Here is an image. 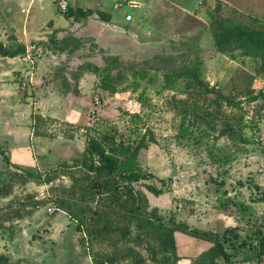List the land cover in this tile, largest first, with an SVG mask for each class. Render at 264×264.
<instances>
[{"label": "rangeland", "instance_id": "rangeland-1", "mask_svg": "<svg viewBox=\"0 0 264 264\" xmlns=\"http://www.w3.org/2000/svg\"><path fill=\"white\" fill-rule=\"evenodd\" d=\"M59 1L0 0V42L7 47L18 43L38 44L30 48L33 64L28 61L26 65L23 56L14 60L0 56V124H4L9 115L7 109H11L6 106L7 97H18L17 101L23 102L30 99L32 110L43 113L47 129L54 135L45 139L42 144L45 155L39 159L42 164L33 169L44 174L62 163L73 164L83 156L88 136L99 138L105 133L119 132L133 142H139L143 136L147 140L154 136L157 144L150 143L140 152L138 165L157 178L135 186L145 191L150 208H158L164 218L173 217L179 223L191 221L194 227L205 230L223 233L236 227L245 237L257 228L264 233V201L261 200L264 192V101L258 99L248 104L243 98L244 111L226 109L227 115L244 114L245 117L241 122L232 121L240 137L223 135L220 133L223 124L215 129L207 128L195 124L193 117L177 112L172 97H186L181 91L187 81L177 80L172 89H167L165 71L161 70L163 66L172 68L165 57H178L191 47L192 54L186 58V64H196L206 82L216 90L228 92L235 75L241 71L255 75L260 61L244 56L241 50L225 54L217 51L210 26L212 20L204 0H106V10L113 13L119 23L104 25L98 16L91 17L89 25H96L91 31L98 32L94 37L82 39L87 43L83 50L75 55H63L49 43L57 29L52 28L49 21L62 14L58 9ZM66 1L70 6L93 11H99L104 3L103 0ZM132 2L141 6L133 8ZM206 2L213 7L219 6L222 16L233 23L264 24V0ZM115 6L120 11H115ZM128 14L133 16L130 23L124 20ZM84 24H72L65 36L63 29H57L62 30L61 33L55 30L59 33L56 38L60 41L74 37L73 26L78 30ZM104 27L108 34L126 35L138 46L119 54L117 62H109L105 59L108 55L118 56H113L111 50L101 52L92 44L93 40L101 39ZM181 60L174 65L184 64ZM91 64L101 67V72L94 75L90 86L82 88L81 93L79 85L73 88L62 82L66 68L71 69L67 70L69 75L81 76L86 71L83 65ZM22 66L41 68L38 84H33L34 81L23 73L19 68ZM104 81L110 83L109 88ZM253 87L257 94L264 95V76H259ZM42 99L45 103H41ZM28 123L26 118L20 125L27 127ZM2 132L5 134L6 129ZM70 135L74 138L67 141ZM25 139L27 142V136ZM28 142V148L36 152L35 139ZM8 146L10 143L0 138V186L8 181L11 172L17 171L3 156L2 151L11 159ZM51 149L56 151L53 156L49 154ZM48 155L52 157L48 164L51 167L47 166ZM70 185L67 177L51 185L17 184L12 195L0 197V215H17V210L24 215L22 219L15 216L0 228V256L8 258L10 264L91 263L92 253L83 229L54 204L55 198ZM148 185L163 189V194L156 197L148 191ZM39 201H43L44 206L35 208L34 203ZM31 211L34 212L30 214ZM181 239L183 236L178 235L182 248ZM143 253L147 257V253ZM242 258L234 260L235 263L257 264L242 261ZM258 264H264V258Z\"/></svg>", "mask_w": 264, "mask_h": 264}, {"label": "trees", "instance_id": "trees-1", "mask_svg": "<svg viewBox=\"0 0 264 264\" xmlns=\"http://www.w3.org/2000/svg\"><path fill=\"white\" fill-rule=\"evenodd\" d=\"M207 14L212 20L211 31L214 45L218 52L228 53L241 50L244 56L260 61L257 73L252 75L241 71L232 79L231 89L228 92L216 90L201 75L199 67L186 64V58H190L192 48L187 47V52L180 53L178 57H165L172 64V68L162 67L165 71V83L167 89H172L177 80L185 79L186 87L182 90L185 98L172 97L174 108L184 117L191 116L195 124L215 129L217 125L223 124L220 132L230 137L241 135L235 133L232 121L241 122L245 115H227L228 108L243 110L245 103L251 104L260 99L264 101V95L256 93L254 82L259 76H264V24L244 25L233 23L224 18L219 6L213 7L203 1ZM204 7V6H203ZM65 19L74 22H83L98 16L102 22L108 23L111 17L100 11L84 10L69 5L68 11L62 13ZM89 24V23H88ZM96 29L91 24L80 32L81 38L94 37L91 31ZM59 32V31H58ZM57 31L53 32L49 40L61 53L74 55L81 48L84 49L83 40L76 42L75 38L67 37L58 41ZM101 39L92 41L101 52L113 51V56L105 59L109 62H117L119 54L128 52L137 47L136 43L126 35H112L101 31ZM76 42V43H75ZM67 50H69L67 52ZM28 50L25 44L18 43L7 47L0 42V56L5 58H16L25 56ZM185 63L174 65L178 60ZM84 64V63H83ZM86 72L99 75L101 67L97 65H83ZM93 66V67H92ZM83 68V67H82ZM123 81V79H120ZM105 82L109 88L110 83ZM104 87V86H103ZM214 96V97H213ZM34 118V134L36 136L51 137L47 129V120L40 115ZM125 134L119 132L105 133L96 138L88 136L85 140L84 153L81 158L76 159L73 164L62 163L49 172L41 173L33 168H22L11 163L6 153L2 151L5 161L12 164L17 171L10 173L7 182L0 186V197L12 195L17 184L26 186L36 183L39 186L51 185L61 177H67L71 181L68 189H63L62 195L55 198L54 204L59 211L69 216L70 219L79 224L86 236V244L91 250L92 261L90 264H179L177 234H184L193 238L203 240L212 246L198 257L192 259V264H236L234 260L250 263H259L264 258V233L261 228L251 231L248 236L239 233L238 228H228L223 233L197 228L187 223H179L175 218H164L158 208H150L149 198L145 191L136 188V184L157 178L152 173L145 171L138 165L140 152L147 148L150 143L157 144L154 136L148 140L143 136L139 142H133L125 138ZM71 139L74 138L70 135ZM235 138V137H234ZM164 183V180H159ZM149 192L156 197L163 194V189L156 186H146ZM261 200L264 201V192ZM43 201L35 202V208L44 206ZM17 215L4 213L0 215V228L16 216L22 219L20 210ZM34 211H31L32 214ZM125 243L122 247L121 244ZM111 249V252L108 249ZM147 253V257L143 252ZM8 258L0 256V262Z\"/></svg>", "mask_w": 264, "mask_h": 264}, {"label": "crops", "instance_id": "crops-1", "mask_svg": "<svg viewBox=\"0 0 264 264\" xmlns=\"http://www.w3.org/2000/svg\"><path fill=\"white\" fill-rule=\"evenodd\" d=\"M103 1H104L103 6H101L100 9H98V10L100 12L108 14V16L111 17L110 22H108V23L103 22V24L104 25H110L111 22L118 24L119 21L116 20L114 14L106 10V7H105L106 0H103ZM132 4L133 5H131V7H133V8H137L138 7L137 5L141 6V4H138L136 2H132ZM78 8H82V7H78ZM82 9L87 10L85 8H82ZM114 10L120 11L118 6H115ZM95 12H97V10ZM89 19L84 24L83 22H74L73 20L69 21V20L65 19L62 14H59L57 17H52V19L49 21V25L52 28L63 29L64 32L62 34H63V36H65L69 33L66 31V29L71 27L72 24L78 25V26L84 24V27H82L78 30L76 29L75 26H73V28L71 29L72 32H75V34H73L72 36H74L76 40H80V39L82 40L83 38H81L80 32L82 30H85V28L87 26H89V24H88ZM124 20H125V18H124ZM125 22H126V20H125ZM114 26H116V25H114ZM57 29H55V30H57ZM76 30L79 32H77ZM61 32H62V30L59 31V33H61ZM59 33H57V35ZM112 35H121V34L115 33ZM65 38H67V37H65ZM65 38H63V39H65ZM79 42H81V41H79ZM25 45L27 47L28 54L23 56L22 60H24V61L26 60L25 61L26 65H28V61H29V63L33 64V61L31 60L32 54H31L30 48H34L38 44L31 42L29 44L26 43ZM85 45H87V43H85ZM81 50H83V48H81L79 51H81ZM68 51L69 50H67V52ZM79 51H76V53ZM62 54L63 55L66 54L67 56H69V54L66 52H64ZM79 56L80 55H78L77 57H79ZM17 58L18 57L7 58V59L14 60ZM19 68H21V70L23 71V73H25L27 75V77H30V80L32 82L34 81L33 84H35V85L38 84V80H39L38 74L42 71L41 68H36V66L35 67L34 66L33 67H27V68H23V66H22ZM65 70L66 71L64 74L66 77H63L62 82L64 84H67V86L73 87V88L77 87V85H79L80 93H81V89L85 88V86H87V87L90 86L91 79L95 78L94 77L95 74L92 72H89L90 74H87L86 71H84L83 72L84 75L73 76V75H69V72H68L71 69L66 68ZM91 74H93V75H91ZM51 84H53V82ZM17 99H19V98L17 97ZM17 99L14 96H10V97H7V99L5 101L6 106L10 107L11 109H7V110H9V115L6 116V121L4 122V124L3 125L0 124V138L1 139L3 138L6 140V142L10 143V146H8L9 147L8 150L11 152V159H12L11 163L18 165L19 167H22V168H37V167L39 168L42 164L39 159L45 155V149L42 147L45 144V139L46 138H52V137H54V135L51 137L36 136L34 134V118H33V116L40 115L42 118H44L43 113L38 112V111L35 112L32 110V108H31L32 102H31V105L28 103L30 101V99H26L25 102L20 101V100L17 101ZM45 101H44V99H42L41 103L42 102L45 103ZM33 103L37 106V103L35 101H33ZM26 118H28V120H29V123H28L29 125H27V127H23L20 124H21L22 120L26 119ZM4 129H6L5 134L2 132ZM26 136H27V142H26V139L24 140V138ZM30 139L31 140L35 139V141L38 143L36 152L32 151L28 148V143H29L28 141ZM66 139H67V141L71 140V138H69V137H66ZM55 142H56V140H55ZM55 153H56L55 149H51L49 154H50V156H53ZM51 158L52 157H49V155H48V159H47L48 162L45 161V162H47V166H49L48 164H50V162L52 161ZM45 162L43 165H45ZM49 167H51V166H49ZM0 169H2V167ZM185 223H187L189 225L193 224V223H191V221H187ZM178 235H182L184 238V239H181L182 240L181 241L182 248L178 244ZM176 236H177V244H178V253L181 257L179 260V264H192V259L198 257L199 255H201L203 252L207 251L212 246V244L209 242L199 240V239L193 238V237L188 236V235L177 234Z\"/></svg>", "mask_w": 264, "mask_h": 264}, {"label": "built area", "instance_id": "built-area-1", "mask_svg": "<svg viewBox=\"0 0 264 264\" xmlns=\"http://www.w3.org/2000/svg\"><path fill=\"white\" fill-rule=\"evenodd\" d=\"M122 5H119V7H121ZM118 7V8H119ZM69 8V4L66 0H60L58 3V9L61 13H65L68 11ZM125 20L127 23H130L131 21H133V16L131 14L126 15ZM96 104H99V99L96 98ZM81 132H84V130H82ZM51 210V209H50Z\"/></svg>", "mask_w": 264, "mask_h": 264}, {"label": "flooded vegetation", "instance_id": "flooded-vegetation-1", "mask_svg": "<svg viewBox=\"0 0 264 264\" xmlns=\"http://www.w3.org/2000/svg\"><path fill=\"white\" fill-rule=\"evenodd\" d=\"M153 53V52H152Z\"/></svg>", "mask_w": 264, "mask_h": 264}, {"label": "water", "instance_id": "water-1", "mask_svg": "<svg viewBox=\"0 0 264 264\" xmlns=\"http://www.w3.org/2000/svg\"><path fill=\"white\" fill-rule=\"evenodd\" d=\"M14 31V30H13Z\"/></svg>", "mask_w": 264, "mask_h": 264}]
</instances>
